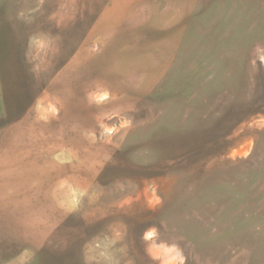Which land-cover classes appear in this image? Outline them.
Masks as SVG:
<instances>
[{
  "label": "rangeland",
  "instance_id": "374dc122",
  "mask_svg": "<svg viewBox=\"0 0 264 264\" xmlns=\"http://www.w3.org/2000/svg\"><path fill=\"white\" fill-rule=\"evenodd\" d=\"M263 129L264 0H0V264H264Z\"/></svg>",
  "mask_w": 264,
  "mask_h": 264
},
{
  "label": "trees",
  "instance_id": "16d2710c",
  "mask_svg": "<svg viewBox=\"0 0 264 264\" xmlns=\"http://www.w3.org/2000/svg\"><path fill=\"white\" fill-rule=\"evenodd\" d=\"M250 119V117H248V118H246V120L245 121H248ZM244 121V120H243ZM256 134V143H257V145L259 146V137L261 138V137H263V135H264V129L262 130V131H257V132H255ZM259 151V150H258ZM201 152L200 151H198V150H196V149H193V150H190V151H188V152H186V154H185V156H183L182 158H181V165H180V168H176L177 170L176 171H178V172H182V173H185V174H187V175H192L191 174V172L192 173H196V172H200L201 171V168L203 167V169H204V167H208V163H209V161H207L206 162V160L204 161L203 159L201 160V162L199 161L200 160V158L199 157H201V154H200ZM206 157V156H205ZM253 158V157H252ZM195 162H197V165L198 166H196L195 165ZM247 162H249V159L248 160H246V161H243L241 164H245V163H247ZM233 164H235V163H231V165H233ZM261 164L264 166V156H263V160L261 161ZM201 165V166H200ZM196 166V167H195ZM199 167V169L197 170V171H195V169L194 168H198ZM174 171V170H173ZM194 175H198L197 173L196 174H194ZM194 177H196V176H194ZM141 242H142V237H141ZM144 246V245H143ZM144 250V249H143ZM143 254H144V251H143ZM185 264H192V261H191V258H189V255L187 256V261H186V263Z\"/></svg>",
  "mask_w": 264,
  "mask_h": 264
}]
</instances>
